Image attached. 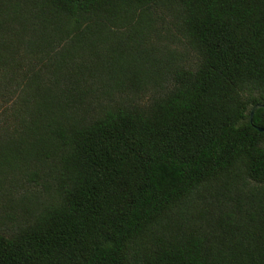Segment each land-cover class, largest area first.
<instances>
[{
    "label": "trees",
    "instance_id": "obj_1",
    "mask_svg": "<svg viewBox=\"0 0 264 264\" xmlns=\"http://www.w3.org/2000/svg\"><path fill=\"white\" fill-rule=\"evenodd\" d=\"M264 0H0V264H264Z\"/></svg>",
    "mask_w": 264,
    "mask_h": 264
},
{
    "label": "water",
    "instance_id": "obj_2",
    "mask_svg": "<svg viewBox=\"0 0 264 264\" xmlns=\"http://www.w3.org/2000/svg\"><path fill=\"white\" fill-rule=\"evenodd\" d=\"M263 108L264 109V105L263 104H258L256 105L255 107H253L252 111H251V121L253 120V116L255 114V112L258 110V109H261ZM260 131H264L263 129H259Z\"/></svg>",
    "mask_w": 264,
    "mask_h": 264
}]
</instances>
